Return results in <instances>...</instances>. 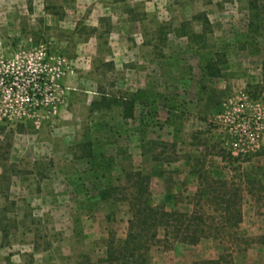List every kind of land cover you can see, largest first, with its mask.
<instances>
[{
	"label": "rangeland",
	"instance_id": "rangeland-1",
	"mask_svg": "<svg viewBox=\"0 0 264 264\" xmlns=\"http://www.w3.org/2000/svg\"><path fill=\"white\" fill-rule=\"evenodd\" d=\"M155 1L159 6L146 7L145 22L140 19L136 29L126 25L119 41L109 21L111 0H0V67H9L17 84L9 97L0 89V264H94L105 257L110 235L125 238L127 204L95 203L104 182L85 181L86 142L114 159L113 185L123 193L124 172L140 171L150 178L155 206L204 219L208 236L201 242L155 246L151 264L215 260L225 247L220 240H252L234 264H264L259 186H250L253 197L243 193L241 223L226 238L209 228L221 220L194 197L199 184L192 174L204 157L203 171L239 189L249 190L245 181L240 184L242 173L264 180V147L232 156L228 138L212 122L225 102L241 94L264 104V27L255 39L247 37L248 0ZM143 3L133 1L139 16ZM120 8L118 14L127 5ZM201 12L212 27L203 50L175 34ZM144 25L145 46H157L155 53L139 48ZM192 29L200 33L198 23ZM109 43L123 50L114 56ZM208 50L225 57L220 78L201 75ZM38 80L48 100L37 107L20 102L17 93L35 89ZM139 89L157 99L153 109L136 110L137 120H123L115 107L91 110L102 96L119 98ZM166 103L176 109L168 124ZM142 112L147 127L139 125ZM140 146L159 159L142 155Z\"/></svg>",
	"mask_w": 264,
	"mask_h": 264
},
{
	"label": "trees",
	"instance_id": "trees-1",
	"mask_svg": "<svg viewBox=\"0 0 264 264\" xmlns=\"http://www.w3.org/2000/svg\"><path fill=\"white\" fill-rule=\"evenodd\" d=\"M248 21L246 25L247 37L250 40L260 35L264 27V0H248ZM198 23L200 33H195L192 23ZM212 33L211 23L204 12L194 15L190 21L182 22L175 34L179 38H185L189 45L197 46V49H205L206 37ZM223 55L211 50L206 51L199 70L201 75L208 79L220 78L222 75L221 66L226 65ZM262 70L264 71V63ZM157 95L148 90H137L128 96L119 98H100L91 104L92 111L112 110L114 107L120 110L123 120H137L136 110L155 106ZM167 118L165 122L171 121L176 109L172 103H166ZM153 110L148 115L154 116ZM138 117L139 125H144V117ZM139 132V131H138ZM153 144V142L151 143ZM142 155L147 152L152 153L151 159L157 161L160 154H153L152 151L145 150L140 146ZM82 155L89 167L86 172L85 181L103 180L102 188L97 189L94 195L95 203L113 201L126 203L130 212L127 222L126 235L123 240H116L110 235L106 246L105 257L94 264H151L150 252L158 245H170L179 243L188 246H195L203 238L208 236L205 221L197 214L179 213L167 211L163 206H155L150 193V178L140 171H125V193L117 183V179L112 176L114 159L106 158L100 150L99 145L86 142L82 146ZM101 151V152H100ZM205 158L196 161V165H201L200 170H195L192 174L197 177L199 187L194 197L201 203L213 207L212 212L218 213L220 224H213V230L222 237L229 238L232 231L238 229L241 223V205L244 192L253 197L254 189L250 186L257 184L258 191L264 197V180L247 178L243 173L238 177L240 184L244 181L249 185V190L239 189L232 183L216 180L208 171L204 170L203 163ZM237 160V159H235ZM245 176V177H244ZM255 182V183H254ZM233 190H230L234 187ZM83 188V187H82ZM165 198H171L170 195ZM213 220V218L211 219ZM6 233V230L3 229ZM225 244L223 253L217 259L201 262L200 264H234L237 256L245 254L252 240H220ZM227 245V246H226ZM88 264H93L88 262Z\"/></svg>",
	"mask_w": 264,
	"mask_h": 264
},
{
	"label": "built area",
	"instance_id": "built-area-1",
	"mask_svg": "<svg viewBox=\"0 0 264 264\" xmlns=\"http://www.w3.org/2000/svg\"><path fill=\"white\" fill-rule=\"evenodd\" d=\"M12 75L9 67L5 70L3 66L0 67V89L6 97L17 87ZM36 85L35 89L25 91L24 94L17 93L20 102L37 107L48 100V90L41 85L40 80ZM212 122L228 138L232 156L255 154L261 148L264 137V104L249 100L246 94L225 102Z\"/></svg>",
	"mask_w": 264,
	"mask_h": 264
},
{
	"label": "crops",
	"instance_id": "crops-1",
	"mask_svg": "<svg viewBox=\"0 0 264 264\" xmlns=\"http://www.w3.org/2000/svg\"><path fill=\"white\" fill-rule=\"evenodd\" d=\"M133 1H135V0H133ZM133 1H130V0H111V5H110L111 7H109V9H110V12H109L110 14L109 15H111V18H110L109 21H110V24H111L112 27H113V25L116 27V28L114 27V29H116V30H114V31L112 30L113 31L112 34H117V36L119 37V41H120V39L122 40V37H126V36H123V35H125L124 34V30L126 28V25H129V26L131 25L132 26V24H134L133 27H134V29H136V25L140 24L141 21L145 22L144 21L145 18L149 17V12H148L149 10L146 7H148L150 5L151 6H159V4H157L155 0H143V2H144L143 3V9L144 10L141 11L142 14H141V16H139V14L137 13L138 11L133 6ZM140 1H142V0H140ZM123 5H127V9L125 11H123V12L118 14V10L119 9L121 10L120 7L123 6ZM144 6H145V8H144ZM105 10H108V9L105 8ZM133 15H136V16L134 17ZM115 19H116L117 22H113V20H115ZM140 19H141V21H140ZM93 26L96 27L97 25H93ZM139 26L140 25H138L137 27H139ZM144 27H145V25L143 27L141 26V29H140V31H141L140 33L141 34H139V36L141 37V42H140L139 48L152 49L153 53H155L158 50L157 46H155L154 44H151V43H150V45H152V47L150 46V48H149V47L145 46V44L147 45L146 42L144 43V38L146 36H144L143 33H142L143 31H146V30H143ZM108 45H110L109 47H111V50H112V53H113L114 56L117 55V54H120V50H123L122 48L120 50H119V48H113V44H111V43H109ZM96 50H97V41L95 42L94 52H96ZM157 58L161 59V57H159V56ZM157 62L160 63V65L162 66L161 62L156 61V59L154 61L155 66H156V64L159 66V64ZM260 71H261V74L264 73L262 68H261ZM139 90H147V89H139ZM194 137L195 136H193V138ZM261 147H264V137L262 139V146ZM143 174L148 175L146 173H143Z\"/></svg>",
	"mask_w": 264,
	"mask_h": 264
}]
</instances>
